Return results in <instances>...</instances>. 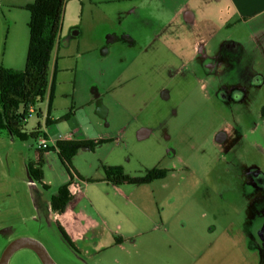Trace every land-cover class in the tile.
<instances>
[{
	"label": "rangeland",
	"instance_id": "1",
	"mask_svg": "<svg viewBox=\"0 0 264 264\" xmlns=\"http://www.w3.org/2000/svg\"><path fill=\"white\" fill-rule=\"evenodd\" d=\"M76 1L65 0L62 10L57 38L61 46L59 68L62 61L74 63L79 37L72 35V28L85 27L84 17L72 6ZM17 2L0 0V67L21 72L28 44V12L18 7ZM99 5L88 7L85 2L83 13L88 14L92 9L96 11ZM225 29L221 30L219 37L226 34ZM67 40L69 44L66 46ZM212 45V59H226L217 57L216 41ZM221 54L231 53L222 51ZM73 73L74 69L58 71L51 110V114L58 117L46 120L32 112L25 123L26 133L39 124V136L46 140L41 170L47 189L31 182L26 172L27 163L37 160V137L26 136L20 140L0 131V255L8 240L32 235L37 237L57 264H99L94 261L97 257L102 258V264H155L148 259L150 252L154 257L159 255L164 258L163 263L157 264H261V253H252L247 249V241L240 237L243 232L238 226L240 223L247 226L246 214L235 215L231 208L247 206L248 191L264 186V124L260 123V115L253 116L251 124L254 128L243 129L241 136L229 112L231 104L219 97L217 88H213L215 85L211 86L213 83L206 82L199 75L195 80L190 79L188 85L176 84L175 87L166 79H158L149 88L144 78H137L131 84L117 80L107 94H120L125 106L132 108L134 113L148 98L153 97L151 107L158 106L159 113L134 117L118 113L121 110L113 105L108 128L87 123L83 117V121L76 122L77 126L73 128L83 134L85 125L91 137L98 136L104 141L92 150L77 151L68 166L60 161L54 150V140L63 136V129L69 123L68 119L57 115L60 111H55V106L59 109L67 101L68 95L63 94L69 93L72 88ZM131 93L138 96L133 98ZM252 97H255L254 103L260 102L256 91ZM35 109L44 113L45 104L39 102ZM83 111L86 112L80 110L78 113L82 115ZM140 123L148 125L151 133L139 137ZM121 125L124 126L122 132L118 131ZM217 126H226L228 130H222L226 135L222 140L213 134ZM104 166H118L123 173L134 177L143 176L146 169L154 167L166 170L161 178L126 186L136 190L137 197L134 198L146 206L149 215L157 218L162 212L168 217L165 232L153 231L152 240L145 235H135L134 232L139 229V215L133 204L138 201L129 196L127 200L130 201L124 203L108 186L97 183V176H104ZM67 181L85 189L88 196L100 204L119 207L123 214L111 215L109 228L114 231L119 224L133 235L122 240L113 232L107 233L101 244L121 242L120 245L100 251L88 247L92 255H78L81 259L75 257L71 247L61 237L57 224L51 222L45 212L49 196ZM207 189L211 192L205 193ZM153 190L155 195H152ZM162 190L170 191L169 195L156 193ZM216 198L217 202L214 201ZM210 203H217L223 211L218 219L219 226L206 231L209 227L208 222L200 217L201 206ZM230 220L234 225L228 224ZM151 226V222L146 225L147 228ZM206 236L215 239L211 252L199 255L209 246L204 241ZM13 260V257L9 258L7 264H14Z\"/></svg>",
	"mask_w": 264,
	"mask_h": 264
},
{
	"label": "crops",
	"instance_id": "2",
	"mask_svg": "<svg viewBox=\"0 0 264 264\" xmlns=\"http://www.w3.org/2000/svg\"><path fill=\"white\" fill-rule=\"evenodd\" d=\"M30 2L32 0H18L16 5L23 8ZM85 2L88 7L101 5L96 7V11L88 9L89 13L84 14ZM72 6L79 10L85 20L84 28L74 26L73 33L71 31L73 36L79 37L74 63L62 61L59 68L61 46L59 41H56L47 67V85L41 101L45 104V112L38 109L40 116L46 119L50 117L53 120L58 117L51 114L58 71L74 69L72 88L69 93L63 94L68 95L67 101L59 109L55 106V111H60L57 115L63 116L69 122L63 129V136L58 139L73 138L69 135L70 131L77 126L76 122L83 121V117L87 119V123L108 128L113 105H116L114 108L121 110L118 113L123 115L128 113L137 117L158 114L159 107H151L153 97L148 98L134 113L132 108L125 106L124 98L120 94H107L111 91L114 81L131 84L137 78H144L148 88L158 79H166L168 84H174L175 87L176 84L188 85L190 79L195 80L199 75L206 82L213 83L211 86L215 85L213 88H217L219 97L231 104L229 112L241 136L243 129L254 128L251 123L255 114L260 115V123L264 124V114H261L264 107V0H77ZM223 28H226V34L219 37ZM214 41L218 45L217 57L226 59H212ZM68 44L69 41H65L64 45ZM222 51L231 54L224 55L221 54ZM254 91L259 96L258 103H254ZM131 96L135 98L138 95L131 93ZM140 98L143 99V96L140 95ZM80 110H86L83 111L85 115L79 114ZM145 125L140 126L139 137L151 133L152 130ZM119 127L121 129L118 131H124L123 125ZM83 128V134L79 133L80 139L104 141L98 136L91 137L85 125ZM222 130L228 131L226 126H217L213 131L219 140L226 136ZM73 171L77 173L74 169ZM97 177V183L108 186L124 203L130 201L127 200L129 196L137 197L136 190L126 187L133 184L116 185L105 181L103 174ZM42 182L44 183L43 179ZM66 183L70 199L63 211H53L48 200L45 212L49 220L59 225L66 234L75 257L81 259V254L92 255L88 247H95L96 251H100L103 248L119 246L121 242L105 246L101 244L107 233L113 232L122 240L133 235L131 231L122 229L119 224L114 231L110 230L111 215L123 214L119 207L100 204L90 198L85 189H80L70 181ZM210 192V189L205 191ZM248 192L250 193L247 196V206H231L233 210H230L235 215L246 214L247 226H243L244 223L238 226L243 232L241 240L247 241V249L252 253H261L260 262L264 264V186ZM152 193L155 195L154 190ZM156 193L167 197L170 191L162 190ZM134 199L138 201L133 205L139 215V229L134 232L135 235H145L144 237L152 240L153 231L165 232L168 217L162 212L157 218L149 215L146 206L137 198ZM214 201L217 202V198ZM201 208L203 211L200 217L208 222L209 228L206 231L216 229L223 211L221 207L217 203H210L202 205ZM149 222L152 223L151 228L146 227ZM228 224L234 225V222L230 220ZM21 237L39 241L36 236L21 235L8 240L7 244ZM207 237L204 241L209 246L199 252V255L211 252L215 239ZM148 256L155 264L165 261L159 255L154 257L151 252ZM11 257L14 258V264H42L36 253L27 247L15 250L9 256ZM95 260L102 264V258L97 257Z\"/></svg>",
	"mask_w": 264,
	"mask_h": 264
},
{
	"label": "trees",
	"instance_id": "3",
	"mask_svg": "<svg viewBox=\"0 0 264 264\" xmlns=\"http://www.w3.org/2000/svg\"><path fill=\"white\" fill-rule=\"evenodd\" d=\"M65 0H32L23 8L28 12V44L25 55V65L21 72L5 70L0 67V131L15 138L24 140L26 136H39V124L34 129L25 131V123L33 108L37 116L39 111L35 105L42 101L47 85V67L52 50L56 44L61 24L62 10ZM264 114V107L261 109ZM47 120V119H46ZM102 140L58 139L54 150L60 161L69 166L70 158L81 148L92 150ZM44 150H37L35 163L28 162L26 172L31 182H37L47 189L42 182L41 167L44 163ZM104 180L112 184H143L161 178L166 170L157 168L146 169L140 177L129 176L118 166H104ZM68 184L58 187L49 197L50 208L62 212L70 199ZM57 229L64 241L71 246L69 239L61 227Z\"/></svg>",
	"mask_w": 264,
	"mask_h": 264
},
{
	"label": "water",
	"instance_id": "4",
	"mask_svg": "<svg viewBox=\"0 0 264 264\" xmlns=\"http://www.w3.org/2000/svg\"><path fill=\"white\" fill-rule=\"evenodd\" d=\"M22 247H27L33 250L42 262V264H57L49 256L46 249L39 241L28 237L17 238L8 243L0 255V264H7L9 256L15 250Z\"/></svg>",
	"mask_w": 264,
	"mask_h": 264
},
{
	"label": "built area",
	"instance_id": "5",
	"mask_svg": "<svg viewBox=\"0 0 264 264\" xmlns=\"http://www.w3.org/2000/svg\"><path fill=\"white\" fill-rule=\"evenodd\" d=\"M30 112H34L33 108L30 109ZM69 135L73 137L70 139H80V134L77 128H72ZM36 146L37 150H44L47 147L45 138L41 136L37 137Z\"/></svg>",
	"mask_w": 264,
	"mask_h": 264
}]
</instances>
